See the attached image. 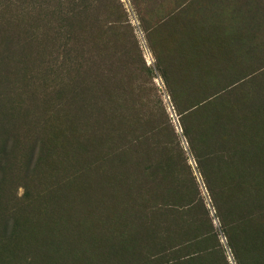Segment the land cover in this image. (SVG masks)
<instances>
[{
	"label": "rangeland",
	"instance_id": "obj_1",
	"mask_svg": "<svg viewBox=\"0 0 264 264\" xmlns=\"http://www.w3.org/2000/svg\"><path fill=\"white\" fill-rule=\"evenodd\" d=\"M61 2L0 0V264H264V0Z\"/></svg>",
	"mask_w": 264,
	"mask_h": 264
},
{
	"label": "trees",
	"instance_id": "obj_2",
	"mask_svg": "<svg viewBox=\"0 0 264 264\" xmlns=\"http://www.w3.org/2000/svg\"><path fill=\"white\" fill-rule=\"evenodd\" d=\"M59 4L62 2L59 0ZM107 5V0H68V5L66 6L65 18L69 22V25L72 26L74 23L78 24L79 21H87V12L91 9H96ZM86 26H81L75 29V33H77L78 37L84 38V34L86 33ZM74 32V31H73ZM82 48L84 49V44L82 43ZM122 115L115 116L113 115L110 120L112 121V132L114 133L117 141H121V145L124 146L126 142H122V140L127 141L130 131H132L130 125L129 127L123 123L121 118ZM128 142V141H127ZM130 142V141H129Z\"/></svg>",
	"mask_w": 264,
	"mask_h": 264
}]
</instances>
